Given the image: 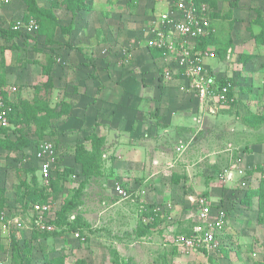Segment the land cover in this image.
<instances>
[{"label":"rangeland","instance_id":"374dc122","mask_svg":"<svg viewBox=\"0 0 264 264\" xmlns=\"http://www.w3.org/2000/svg\"><path fill=\"white\" fill-rule=\"evenodd\" d=\"M85 1L91 3V9L73 14L66 9L64 0H36L56 18L55 43L48 48L42 44L44 38L36 33L30 35L35 41L27 38L22 27L26 24L23 20L26 12L21 0L13 7L0 3V28L8 29L18 23L22 29L21 37L14 41L18 49H12L10 43L0 39V80L17 88L13 101L46 105L57 112L70 107L66 115L49 121L46 127L30 122L5 130V137L16 132L24 134L30 140L31 149L20 153L0 149V190L5 214V220L0 221V264H14L12 242L19 245L26 242L32 249L30 264H42L45 258L59 256L64 257V264H264V217L258 223L255 199L252 198L250 205H244L246 198H243L244 193L258 186L264 177L261 156H243L238 163L235 153L226 171L211 169L208 163L210 153L218 152L220 146L241 147L240 152L248 154L252 144L264 143V44H257L261 46V95L254 96L261 97V116L254 120L253 114L245 112L241 117L242 125L251 130L243 134L235 132L232 136L219 134L217 140L203 136L199 146L206 151L198 157L194 153L197 143L192 137L166 138L162 152L167 159L155 175L152 169L156 163L150 165L152 172L149 174L138 169V178L124 177L119 170L120 164L114 165L120 159L118 154L103 160V145L98 148L101 143L96 140L100 137L74 135V114L70 111L82 95L75 86L76 81L59 78L56 83L53 69L65 67L80 75L82 58L90 67L95 60L93 55H100L105 67L115 63L117 66L123 54L129 59L126 51L131 50L133 44L144 47L146 43L149 49L147 38L151 20L167 0ZM208 1L211 3L208 4L210 24L205 39L215 43L216 48L231 49L228 38L232 30L237 34L247 33L251 42L259 40L261 28L252 22H264V0ZM233 23H236L234 27ZM196 47L195 50L201 52L216 49L214 46ZM225 55L223 59L215 55L216 61H223L221 67L230 53ZM51 57L55 64L45 77L41 68ZM58 58L64 60L61 65ZM241 60L239 57L236 61L232 59V65L237 66ZM139 69L137 79L145 80ZM245 93L244 87L232 82L234 99ZM205 102L206 107L213 106V101ZM233 106L225 111L238 118L237 107ZM38 131H43L42 138H38ZM210 140L213 143H209ZM44 141L51 143L57 153L56 172L54 170L50 180H55L59 171L72 169V172H64V181L56 186L55 192L48 189L49 182L40 180L39 173L33 169L36 163L32 147ZM184 158L190 159L188 186ZM229 175L235 180L227 186ZM195 181L201 183L198 186L202 188L201 193H193ZM206 185L211 189L208 193L203 190ZM117 187L126 193V198H118ZM38 189L44 191L49 207L45 217L48 230L45 231L36 230L30 217V195ZM155 190L154 198L150 199ZM199 199L211 208L212 217L217 209L225 213L223 233L219 237L220 252L199 249L190 252L180 247V240L191 236L194 227L203 226L199 218ZM151 208L161 210L150 215ZM14 219L17 224H8Z\"/></svg>","mask_w":264,"mask_h":264},{"label":"crops","instance_id":"0c3cea01","mask_svg":"<svg viewBox=\"0 0 264 264\" xmlns=\"http://www.w3.org/2000/svg\"><path fill=\"white\" fill-rule=\"evenodd\" d=\"M9 1L6 5H10V7L18 5L17 0L10 1V3ZM164 10L165 5L163 4L161 11ZM235 24L233 23L232 27ZM246 34H237L233 30L230 32L228 41L231 49L227 51L230 55H227L228 61L224 63L223 67L220 66L223 61L218 62L216 59H213L214 61L205 60L203 64L205 69L213 72L212 74H215L217 79H228L238 87H244V92H246L244 95H240L239 99H234L233 102L225 105L211 100L213 106L206 107V102H201L194 93L185 87L186 81L182 73L167 57L151 60L149 49L146 48V41L142 42L143 45L145 43L144 47L133 44V48L126 51L129 53L128 63H124L122 56H118L121 60L119 65L116 66L115 63V65L110 64L105 67L100 55H93L95 60L91 67L87 65L88 61L83 58L80 61L82 65L79 70L80 75L66 70L65 67L57 66L53 69L55 82L58 83L59 78H63L65 81H76L75 86L82 95L80 100L73 104L70 111L71 115L74 114L72 119L74 130H76L74 135L80 138L91 135L102 138L103 160L111 158L112 154H118L120 159L116 160L114 165L120 164L119 170L124 177L135 176L138 178V169L147 171L149 174L150 165L156 163L152 169L154 171L152 174L155 175L166 161L167 158L163 156L162 152L166 138L175 140L177 137L188 139L192 137L197 143L194 153L198 157L206 151L199 146V141L203 136L214 140L219 134L232 136L235 132L243 134V132L251 130L252 128H247V125V127L242 125L241 117L245 112L253 114L254 120L261 116V97H254L261 95V46L256 45L253 40L251 42L249 35ZM93 39L95 41V38ZM88 56L90 57V55ZM236 57L242 58L237 66L232 65V59L236 61ZM58 59L61 65L64 60L63 58ZM155 62H157L158 68H156L157 64L154 65ZM106 68L108 69L106 70ZM138 69L143 74L142 78H146L145 80L137 79ZM167 71L172 74L173 78L169 80L163 78L162 74ZM70 73L71 77H69ZM233 105L237 107V115L240 118L232 117L230 112L225 111ZM257 120L259 121L258 118ZM211 140L209 143H213ZM232 146H220L218 152L210 153L209 168L228 170L227 166L230 162L232 164L235 153L238 156L235 159H239L236 160L238 163L243 159V156L250 158L257 154L261 156L260 162L264 163V143L252 144L248 154L240 152L241 147L233 148L234 146ZM182 160L183 167L187 170L185 172V183L187 184L190 182V165L188 163L190 159ZM116 168L114 167V169ZM199 175H203V173H199ZM228 179H230V175ZM234 180L235 177H232L227 186H230ZM195 184L193 193L197 194L202 188L198 189L201 183L195 181ZM203 188H206L203 190L207 193L211 190L209 185ZM156 192L157 190L149 196L150 199L154 198ZM255 203L257 211L256 199ZM156 210L160 212L161 209Z\"/></svg>","mask_w":264,"mask_h":264},{"label":"built area","instance_id":"2783aa9c","mask_svg":"<svg viewBox=\"0 0 264 264\" xmlns=\"http://www.w3.org/2000/svg\"><path fill=\"white\" fill-rule=\"evenodd\" d=\"M0 3L6 5L8 0H0ZM209 10V5L204 0H167L165 10L159 12L151 20L147 46L149 49L162 51L163 57L169 58L175 68L182 73L186 81L185 87L194 93L201 102L209 99L225 105L233 102L235 98L233 95L229 97L231 86L229 84L219 86V79L210 74L203 65L205 60L215 59L214 51L210 49H206L205 52L195 50L196 42L207 35L210 24ZM19 26L17 23L13 30L21 31ZM22 27L28 35H33L37 31V25L32 19ZM125 55L122 56L123 62L128 63L129 59ZM163 75L165 80L171 79L170 72H164ZM5 93L8 95V102L12 103L17 88L15 86L0 87V130H6L12 126L8 120L10 109L4 100ZM56 154L54 146L48 141L40 143L35 148L34 158L38 162V172L42 181L47 182L55 170ZM116 194L120 199L126 198V193L120 187L116 188ZM198 206L200 207L199 218L202 219L203 226L194 227L191 236L180 240V247L190 252H196L198 249L208 253L218 252L225 213L217 210L212 217L211 208L205 206L200 199ZM33 212L36 227L40 231L48 230L45 217L49 214V207L36 205ZM4 220L5 214L2 213L0 221ZM17 223L18 221L15 219L8 222V224Z\"/></svg>","mask_w":264,"mask_h":264},{"label":"trees","instance_id":"16d2710c","mask_svg":"<svg viewBox=\"0 0 264 264\" xmlns=\"http://www.w3.org/2000/svg\"><path fill=\"white\" fill-rule=\"evenodd\" d=\"M51 1H56V0H51ZM66 9L69 10V12L75 14L77 12H82V11H88L91 9V3L86 2L85 0H64ZM206 1L209 5L208 0ZM23 5L25 6V15L23 16V20L28 23L30 19L34 20L36 25H37V31L36 34L37 36H41L44 38V42L42 43L43 46L45 47H51L54 45L55 40H54V32L58 26H56V18L51 12V10H46L44 8H41L36 0H21ZM255 25H258L261 28V33H259V40L255 41L256 45L257 44H264V22L261 21L259 23L253 21ZM66 32V31H64ZM28 35V34H27ZM21 37V32L18 30H13V27H10L8 29H3L0 28V39L3 40L5 43H10L12 49H18L16 45L14 44V41L19 39ZM28 39H32L30 35L27 36ZM35 41V38H33ZM32 39V40H33ZM210 40V39H209ZM229 42V41H228ZM36 44V43H34ZM230 44V42H229ZM35 46V45H34ZM196 48L197 49H203L204 47H210L214 46L215 43L212 41H207L205 38L199 39L196 42ZM216 48V47H215ZM226 48V47H225ZM224 47L217 46L216 49H214L215 55L217 58H224L226 55V52L228 49H225ZM149 54L151 56V59H158L162 58L164 53L160 50H154V49H149ZM55 60L51 57L47 61V64L41 68V73L43 76L48 77L49 74L52 71V68L55 64ZM9 83L0 80V87L6 88ZM226 84H229L232 88V82L231 80L228 79H219L218 80V85L219 86H224ZM232 96V89L230 91L229 97ZM4 100L6 102V106L10 109V114H8V120L11 125L15 126L17 124H23V125H28L30 122H34L35 124L39 125L41 124L42 127H46L51 120H56L59 119L61 116L66 115L70 109V107H65V109H62L61 112L55 111V109H50L46 105H30L29 102L26 101H21L19 103L17 102H8V95L5 93L4 94ZM43 131H38L37 136L38 138H42ZM94 135H91L89 137H92ZM98 143H101V145L98 147L100 148L103 145V140L101 138H96ZM31 147V143L29 138H27L24 134L21 132H16L15 135H11L10 137H5V130H0V149H4L9 152H14V153H20L23 152L26 149H29ZM36 147H32V152H33V160L36 163V165L33 167V169L38 172V162L34 158V151ZM31 149V148H30ZM80 162V161H79ZM77 160V163H79ZM72 169H64L62 171H59L56 174L55 180L51 179V176L48 180L49 185L48 189L51 190V192H55L56 186L62 185L63 175L64 172H72ZM54 172V171H53ZM51 173V175L53 174ZM56 172V170H55ZM39 179L40 175L38 174ZM42 189H38L37 191H34L30 195L29 201L32 203L30 206V217L32 219V225L33 227L39 231V229L35 225V215L33 212V208L36 205H46V196L43 194ZM2 195V190H0V214H2V208H3V200L1 199ZM29 196V195H28ZM245 202L244 205H250V202L252 198L256 199L257 202V221L260 223L262 221V218L264 217V177L263 179L260 180L258 186L255 189H251L244 193ZM243 202V201H242ZM155 212H158L156 209H150L148 214H154ZM147 214V215H148ZM48 224V223H47ZM46 224V225H47ZM12 249H13V256H12V261L14 264H30L32 261V249L27 246L26 242H23L21 245H19L16 242H12ZM220 252V248L219 251ZM23 255V257H22ZM42 264H64V257L59 256V257H52V258H45Z\"/></svg>","mask_w":264,"mask_h":264}]
</instances>
